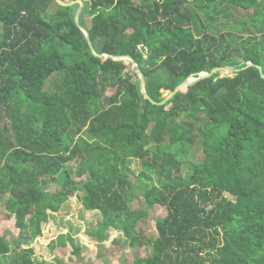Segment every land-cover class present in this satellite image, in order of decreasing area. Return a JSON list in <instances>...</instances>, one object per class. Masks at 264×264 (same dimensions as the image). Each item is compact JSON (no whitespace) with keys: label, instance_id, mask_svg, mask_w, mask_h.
I'll use <instances>...</instances> for the list:
<instances>
[{"label":"trees","instance_id":"obj_1","mask_svg":"<svg viewBox=\"0 0 264 264\" xmlns=\"http://www.w3.org/2000/svg\"><path fill=\"white\" fill-rule=\"evenodd\" d=\"M81 1L79 22L95 52L133 58L158 103L202 73L239 71L153 105L132 62L93 53L75 21L80 5L0 0V198L8 218L35 239L79 193L104 218L93 237L102 243L110 229L122 231L124 245L139 251L134 264H264V79L249 66L264 71V0ZM198 139L205 157L183 176ZM130 160L141 162L138 179L151 188L131 181ZM158 209L165 213L149 237L144 224ZM57 240L75 244L69 234ZM9 253L1 240L0 257Z\"/></svg>","mask_w":264,"mask_h":264},{"label":"rangeland","instance_id":"obj_2","mask_svg":"<svg viewBox=\"0 0 264 264\" xmlns=\"http://www.w3.org/2000/svg\"><path fill=\"white\" fill-rule=\"evenodd\" d=\"M59 80V75L52 78L47 84V89L53 90ZM204 157L203 142L198 139L197 144L189 149L183 162L181 171L183 176H190ZM129 165L136 174L130 177L131 181L137 186L151 188L152 183L143 184L138 179L142 171L141 162L130 160ZM58 188V185L53 184L47 187L48 190ZM227 197L235 201L234 197ZM162 213L163 209L150 211L151 218L144 224L149 237H156L155 221ZM7 214L5 201L0 198V242L4 240L10 247V253L0 257V264H134L139 253L138 250H131L124 245L122 231L113 229L107 231V240L102 243L93 237L98 233L104 218L99 211H87L79 193L71 197L59 213H50L49 221L42 224V235L35 239H32L29 233L18 229L15 218H8ZM68 234L75 239V244L66 242L65 245H61L58 237ZM75 246L82 248L80 255L75 254ZM29 249L33 250L32 254L28 252Z\"/></svg>","mask_w":264,"mask_h":264},{"label":"water","instance_id":"obj_3","mask_svg":"<svg viewBox=\"0 0 264 264\" xmlns=\"http://www.w3.org/2000/svg\"><path fill=\"white\" fill-rule=\"evenodd\" d=\"M56 1H57V3L59 5L66 6V7H71V6H74V5H77V4L80 5V8H79V10H78V12L76 14L75 21H76L77 25L79 26V28L84 32V34H85V36H86V38H87V40L89 42V46H90L91 50L93 51V53L99 58L106 57V58H110V59H113V60H116V61H126L127 60V61L132 62L133 68L136 71L139 79L141 80V92H142V95L144 96V98L146 100H149L153 105H159V106L166 105L183 88L195 86L197 83L213 77L214 74H216V73H221V75L224 76V75H228V73L235 74V73H237L239 71L238 66H235V67L215 68L210 73H202V74H200V76L198 78H190L189 80H187L186 82H184L183 84L178 86L163 102L158 103V102H156L155 100H153L149 96V94H148V92L146 90V82H145L144 74H143L139 64L133 58L128 57V56L115 57V56H112V55H109V54L99 55V54H97L95 52L94 45H93V43L91 41V37H90L89 32L79 22L80 15H81L82 11L84 10V7H85L84 2L81 1V0L73 1V2H70V3H65L62 0H56ZM249 66L258 67V69L260 70V73H261V77L264 79V71H263V68L261 66H257V65H255L253 63H249Z\"/></svg>","mask_w":264,"mask_h":264},{"label":"crops","instance_id":"obj_4","mask_svg":"<svg viewBox=\"0 0 264 264\" xmlns=\"http://www.w3.org/2000/svg\"><path fill=\"white\" fill-rule=\"evenodd\" d=\"M100 212V211H99ZM111 230V229H110ZM114 230V229H113ZM115 231V230H114ZM132 264V263H131Z\"/></svg>","mask_w":264,"mask_h":264}]
</instances>
